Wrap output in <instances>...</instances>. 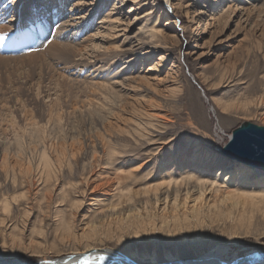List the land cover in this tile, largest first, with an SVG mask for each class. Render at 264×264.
<instances>
[{"label":"rangeland","instance_id":"obj_1","mask_svg":"<svg viewBox=\"0 0 264 264\" xmlns=\"http://www.w3.org/2000/svg\"><path fill=\"white\" fill-rule=\"evenodd\" d=\"M29 1L21 2L25 8L21 15L28 18L27 21L36 12V10L32 12ZM86 1L90 5L88 10L85 12L83 9L74 10V19L79 24L78 27L85 30L84 35L86 30L90 32L89 34H93L97 31L98 25L106 27L103 30L107 32L104 16L108 11L114 10L126 20V24L123 21L125 25L116 30V36L120 37V40L115 44L124 53L114 52L112 56L102 54L108 47H115L111 43L112 37L106 33L108 37L106 41L97 36L96 47L89 48L91 52L85 54L83 59H89L91 62H83L69 73H64L65 76L70 75L68 79L73 82L72 87L69 88L67 84L56 87V82L49 80L52 83L48 81L47 84L43 80L44 84L39 86L43 85L44 87H41L48 90L45 92L51 93V100L60 99L61 108L53 113L50 111L49 97L46 93L40 95L41 87L36 88L34 85L36 83L32 84L38 82V78L32 79L26 60L22 67L14 66L16 64L14 60L20 61L28 57L31 53H35L38 47L23 49L20 52L16 48H7L8 45L0 47V58L13 60L11 65H0V88H8L7 91L13 90L11 92L18 94L15 92L16 86L26 87L22 90L24 93L19 92L21 103L13 107L14 104L10 102L9 109L6 107L3 114L0 111V141L4 137L2 125L5 121L3 120H15L16 130L22 134L26 114L30 115L29 119H35L39 123L38 127L46 132L47 137L57 141L56 137L62 136V133L65 134L74 127L68 113L71 106L82 107L89 103L101 105L103 103L106 107L111 105L105 91L92 87L94 84L123 89L121 83L124 82V78L131 80L138 77L149 67L155 66V63H159L155 72L149 73L166 81L158 87L161 94L159 89L157 91L152 88L155 93L152 89L153 92L149 93L145 85H140L138 89L128 88L127 94L130 98L127 96L129 98L127 101L135 104L139 102V98L144 102L154 101L158 98L154 99L158 93L160 96L164 93L169 103L166 106L160 104L158 108L160 117L155 121L158 125L157 130L145 133L144 144L141 147L133 141L122 142L110 166L83 169L80 163L78 170L64 171L59 180L62 182L59 185L64 189L60 192L59 186L57 191L48 189L44 193H38L37 190L42 187L38 185L39 175L32 179L30 186L33 187H29L28 182L18 183V186L13 187L12 184L6 185L5 181H1L0 204L6 197H15L16 201L12 202L9 214H6L2 210V204L0 205V258L8 261L29 258L37 262L47 257L58 259L66 256L65 254L70 251L84 247L77 245L67 250L64 247L67 233L64 234L63 230L69 226L71 230L69 234L77 235L78 244H84L88 240L84 236L90 230L89 225L99 220L97 215L105 218L103 214L109 212L110 204L114 202L116 204L119 196V191L116 190L103 200L100 195L105 189H93V187L98 182L104 181L105 177H108L106 175H115L121 170H135L133 176L125 175L119 187L121 192L132 190L137 193L146 187L161 183L188 180L193 175L199 176L198 173L203 168L207 172L204 175L206 180L213 181L218 190L223 193L236 190L237 194L235 192L232 201L222 202V210L216 211L217 214L223 215V218L220 216L222 219L216 217L215 213L212 214L199 231L191 230L192 228L175 230L160 227L155 230L153 227L129 226L126 223L113 221L107 225H99L101 232L104 231L101 237L99 236L100 240H95L96 245L128 254L137 260L138 264H163L172 259L186 261L218 247L227 248L230 256L233 254L243 256L250 250L264 248V202H262L264 198L261 199L259 196L264 194V186H262L264 171L251 167L247 176L236 184L232 182L226 184L224 178L219 180L216 178L219 170L223 172L234 165L235 161L228 159L220 151L228 143L233 130L244 122L264 126V37L261 35L264 33V15L256 19V24H260L256 26L253 21L245 23L246 16L243 12L237 11V17L232 14L229 10V0H184L185 5L198 6L197 8L204 13L201 15L203 19L210 14V17H221V21L215 22L213 26L205 22L204 34L198 36V29L195 28L200 24V15L195 16V19L188 23L182 13H177L175 8L169 9L162 0H141L140 3V0L138 2ZM45 4L48 8L60 7L58 0H49ZM114 4L117 5L116 9H113ZM15 6L17 7L18 4ZM38 8L48 9L40 6ZM132 9L135 11L132 12ZM149 11L156 15L160 32L170 35V48L162 47L154 55L145 56L143 53L151 45L147 44L146 40L137 41L136 35L141 34L138 28L143 24L147 22L152 24L146 16ZM84 13H87V16ZM14 17L11 18L12 21L10 20L12 27H15ZM128 24L130 39L125 41L122 37L123 30ZM186 26H189L190 30H186ZM120 31L122 32L119 33ZM260 38L263 41L261 43L258 42ZM28 44L27 42L26 45ZM81 58L77 57L78 60ZM50 65L55 72L63 73L58 65ZM171 68L173 70H169ZM72 73L74 74L71 75ZM26 74H28L27 79ZM56 79L62 82L61 78ZM46 85H49V89ZM51 85L54 89H51ZM8 95L7 98L3 97L7 102L11 99ZM2 104L0 102V105ZM229 107L227 111L224 110ZM58 116L62 117L61 122ZM77 125L83 137H93V130L82 126L81 123ZM26 127L30 128V125ZM6 128L9 129L8 137L13 143L16 137L11 129L13 127L6 126ZM27 131L29 132L24 138L33 144L34 130ZM146 162L148 163L145 164ZM221 175L223 177V174ZM87 179H90L88 184ZM46 193L51 194V198H48L49 195H45ZM223 193L219 192V195L217 194L219 197L214 194L213 199L221 201L220 197ZM246 194L256 199H251ZM235 198L241 206L236 205ZM95 219L96 221L92 222ZM235 224H238L237 228L234 227ZM6 239L23 241L25 247L31 243L34 247L12 250L7 244L3 245Z\"/></svg>","mask_w":264,"mask_h":264},{"label":"bare ground","instance_id":"obj_2","mask_svg":"<svg viewBox=\"0 0 264 264\" xmlns=\"http://www.w3.org/2000/svg\"><path fill=\"white\" fill-rule=\"evenodd\" d=\"M22 1L24 2V0H0V47L8 45L7 48H16L19 52L23 49L28 50L29 48L38 47L35 53H31L28 57L20 59V61L14 60L16 61L14 66L17 68L25 65L24 60H26V65L29 66L32 79L34 80L38 78V82H32V84L36 83L34 84L36 85V88L37 86H43H39V84L44 82L43 80H45L47 84H49V80L56 82V87L57 85L60 86V84H62V86L63 84H67L69 88L72 87L73 82L68 79L70 75L65 76L64 73H69V71L81 66L83 62H91L89 59L86 60V58H83L86 53L91 52L89 51V48L96 47L97 36L104 38L105 41L106 38H108L106 37V33H109L112 37L111 43L114 44L115 47H108L106 51L102 52L104 56H112L114 55V52H118L119 54L124 53L120 47H116L115 44L120 40V37L116 36V30L118 27L124 26L126 20H124L119 13L114 12V10L108 11L104 16V20L107 22V32L103 30L104 28L106 29V27L98 25L97 31L93 34H89L90 32L86 30L84 35L85 30H82V27L79 28V24L76 22V19H74V10L83 9V12L88 10L87 8L90 5L86 0H58V4L60 5L59 8H48L45 3L49 0H30L29 4H31L32 12L35 10L36 12L28 21V18L26 19L21 15L25 9L24 5L21 4ZM118 1L120 0H116V2ZM138 1L139 0H134L133 2ZM140 2L141 0L139 3ZM228 2L229 10L232 14H235L236 17L238 16V13L243 12L245 14V23L247 24L252 21L253 24H256V19L264 15V0H229ZM162 3L169 9L175 8L177 13H182L183 17L187 18L188 23L193 21L195 16L200 15V24L195 28V30L198 29V36H203L205 22L207 25H210L211 23V26H213L215 25V22L221 21V17H210L211 14L207 15V13H205L207 17L203 19V16H201L204 14L202 10H199L200 8H197L198 6L193 5V7L192 4L185 5L184 0H162ZM16 4H18L17 7L15 6ZM39 6L48 9L42 10L38 8ZM116 7L117 5L114 4L113 9H116ZM144 7H146V5H144ZM60 9L63 11L61 12ZM134 11L135 10L132 9V12ZM84 15L87 16V13H84ZM146 16L153 25L147 22L138 28V32L141 34L136 35V39L137 41L146 40L145 42L151 45L143 54L145 56H152L162 47L170 48V35L160 32L159 21L155 19L156 15L152 14V11L147 12ZM12 17H14L13 21L15 22V27L13 26L14 28L10 23ZM25 21H27L26 25ZM123 21H125V24ZM169 23L170 22H168V24ZM201 23H203V26H201ZM257 25L260 24L257 23L256 26ZM125 27L122 37L125 41H128L130 39L128 32L130 26L128 24ZM186 30H190V27L186 26ZM121 32L122 31L119 33ZM261 35L264 37V33H261ZM261 40L262 38H260L258 42H263ZM27 42L29 43L28 45H26ZM93 44L95 46H93ZM100 44L103 46L102 42H100ZM77 57L82 58L78 60ZM112 58L114 57H111V59ZM8 60L9 59L0 58V65H11L13 60ZM50 64L58 65L63 73L55 72ZM158 64L159 63H155V66L149 67L145 73L138 77H134L131 80L124 78V82L121 83L122 86H124L123 89L104 84H94L92 87H95L97 90L105 91L104 93L108 96L111 105L106 107L103 103V106L98 103H89L85 106L81 105L82 107L71 106V110L68 113L71 119L70 122H73L71 124H73L76 129L74 127L73 129L69 128L70 130H68V132H65V134L62 133V136L60 137H56L58 138L57 141L49 138V136L47 137L46 132L40 130L38 127L39 123L35 121V119H29L30 115H25L26 123L25 127H23L22 134L16 130L17 123L15 120H11L7 117L9 121L3 120L5 121V124L2 125L4 137L0 141V158H2L0 161V182L5 181L6 185L12 184L13 187L18 186V183L24 184L25 182H28L29 187H33L30 186V184H32L31 181L36 175H39L40 182L38 185H41L42 187L37 190L38 193H44L46 190L48 191V189H56L57 191L61 185L60 183H62L61 181L59 182L60 175H62L64 171L78 170L80 163H82L83 169H87L88 167L92 168L94 166H102V168L110 166L113 162L114 156L117 155L118 147H120L122 142L130 143L133 141L136 145L141 147V145L144 144L145 133L151 130H157L156 127L158 125L155 121L160 117L158 113L160 110L158 109L160 108V104L166 106L169 103L166 94L163 95V93L161 96L158 95L160 93L158 87L166 81H164V78L155 77V75L149 73L155 72ZM16 67L14 68L15 70ZM169 70L173 69L171 68ZM28 74H26V77L24 76L25 74L23 76L27 79ZM73 74L74 73L71 75ZM20 76L18 78H20ZM30 76L31 75H29V77ZM13 77L16 78V76ZM56 78H61L62 82ZM16 85L18 84L16 83ZM52 85L51 89L53 88ZM140 85H145L144 87L149 93H152V90L154 89H157V91L159 89V93L157 95L155 94L156 96L154 99L158 98L154 101L145 102L142 99L140 101V98L139 100L137 98L136 100L139 101H137L138 103L136 102L137 104L129 103L128 101L130 97L127 94V90H129L128 88L138 89ZM48 86L47 89H49ZM10 88L11 87H9V89ZM12 88L14 89V87ZM25 88L26 87L22 85L16 86L15 92H18V94L11 92L13 91L11 89L9 92L7 91L8 88H0V99L2 98V101L0 102L3 103L0 105V111L2 114L6 107L9 109L10 102L11 104H14L12 105L13 107H16L20 102L19 92H23L22 90ZM155 90L153 93H155ZM45 91L46 90L41 87L39 90L40 95L41 93H46L48 90ZM10 93L12 96H10ZM6 95L11 98L8 102L3 98ZM35 95H37V93ZM46 95L51 100V93H46ZM60 105L59 98L52 99L50 111L55 113V111H58V109L61 108ZM230 107L226 109H230ZM57 118L59 122H61L62 117L58 116ZM79 123H81L82 126L89 127L90 130H93V137H83L78 129L79 127L77 124ZM26 125H30V128L26 127ZM6 126L13 127L11 129L14 131V136H16L13 143L8 137L9 129H7ZM28 129L31 131L34 130V146L24 138L29 132L27 131ZM233 163L234 165L228 167V169L223 172H220L219 170L216 174V178L218 180L224 178V183L226 184H228V182L236 184L242 178L246 177L251 170V166L249 167L244 163L237 161ZM134 171L121 170V172H118L115 175L108 174L106 175L108 177H105L104 181L98 182L94 185L93 189H105L102 195H100L103 197V200L105 197L108 198L111 196L116 190L119 191V196L116 199L117 203L114 204V202L110 204L111 208L109 209V212L103 214L105 218L101 217L102 215H97L99 220L95 224L92 223L89 225L90 230L85 233L84 236L88 238V240L86 242L84 241V244H78L77 235L69 234L71 233L69 226L65 227V230H63L64 234L67 233L64 247L69 250L77 245H84V247L80 248L82 250L77 248L75 251L66 253V256L64 257L58 259L47 257L46 259H41L37 262L31 261L32 259L30 260L29 258L12 261L0 258V264H134L132 261L136 263L138 261L132 256L119 252L116 249L96 245L95 240L99 239V236L101 237V234H103L104 231L101 232L99 225H107L113 221H118L126 223L129 226L136 225L153 227L155 230L160 227L175 230H188L189 228H192L191 230L199 231L206 224L207 219L210 218L212 214L215 213L216 217L221 216L223 218V215L217 214L216 211L222 210V202H227L228 200L232 201L235 197V192L237 194L236 190H230L224 193L218 190L213 181L206 180L204 175L207 174V172L203 168L200 169V172L198 173L199 176L193 175L188 180L161 183L153 187H146L144 190H140L137 193L132 190L121 192L119 187L125 179V175L129 174L130 177V174H132L133 176ZM221 174H223V177ZM90 179H87V184ZM262 186H264V184ZM63 189V186H60L59 192ZM219 192L223 194L221 196L222 198L220 197L222 200H219L218 202L216 199H213L215 198L213 196L214 194L219 195ZM45 195H49L48 198H51V194L46 193ZM45 195L43 196V199L45 198ZM259 196L261 199L264 198V194H259ZM256 197L258 196L256 195ZM84 199L85 198L83 197V200ZM251 199L256 198L252 197ZM14 201H16L15 197H6L1 203L2 210L6 214L11 212V204L12 202L15 203ZM234 201H236V205L240 204L236 198ZM262 202H264V200ZM262 202L260 201V203ZM106 218L107 220H105ZM95 221L96 219L92 222ZM235 225L236 226L234 227L237 228L238 224ZM5 244H7L12 250H23L29 246L34 247L31 243L25 247V242L17 241L15 239H6V242H4L3 245ZM121 255L130 258L131 261L125 259ZM163 264H264V248L250 250L243 256H239L238 254L230 256L227 248L218 247L186 261L172 259Z\"/></svg>","mask_w":264,"mask_h":264},{"label":"water","instance_id":"obj_3","mask_svg":"<svg viewBox=\"0 0 264 264\" xmlns=\"http://www.w3.org/2000/svg\"><path fill=\"white\" fill-rule=\"evenodd\" d=\"M220 151L230 160L264 171V126L244 122L233 130L228 143ZM123 257L131 261L130 258Z\"/></svg>","mask_w":264,"mask_h":264},{"label":"snow or ice","instance_id":"obj_4","mask_svg":"<svg viewBox=\"0 0 264 264\" xmlns=\"http://www.w3.org/2000/svg\"><path fill=\"white\" fill-rule=\"evenodd\" d=\"M225 111H227V109H225Z\"/></svg>","mask_w":264,"mask_h":264}]
</instances>
